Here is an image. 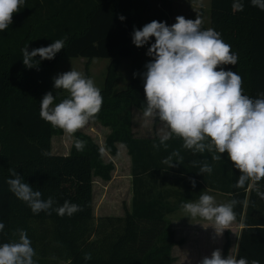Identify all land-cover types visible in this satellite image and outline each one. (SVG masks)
<instances>
[{"label":"trees","instance_id":"trees-1","mask_svg":"<svg viewBox=\"0 0 264 264\" xmlns=\"http://www.w3.org/2000/svg\"><path fill=\"white\" fill-rule=\"evenodd\" d=\"M139 1L25 0L9 28L0 32V222L5 225L0 244L18 241L19 230H24L36 264H173L172 249L184 241L176 240L169 217L184 203L196 202L207 193L236 201L233 222L241 224L242 230L235 257L264 264V198L257 194V189L264 192V179L237 188L240 172L227 153L194 152L174 135L164 147L156 132L158 118L153 137H137L133 131V109L144 112L146 107L143 73L147 69L139 64L142 51L132 40L137 14L139 10L156 13L157 21L164 17L168 25L164 11L171 7L170 0ZM242 2L244 10L233 12V0H211L210 25L238 56L235 66L223 67L239 74L243 93L255 99L264 94V10L252 6L251 0ZM57 39H64V49L52 60L37 56L33 60L37 66H24L22 49L31 52ZM63 58H84L88 63L110 60L101 90L103 105L95 119L110 129L105 150L117 157V145L122 144L131 159L133 197L124 217L95 220L94 179L110 181L115 166L105 161L90 136L77 131L68 155L51 153L52 138L63 131L40 117V103L50 91L54 104L68 97L53 91V70ZM128 59L131 81L116 92L121 62ZM76 139L86 142L83 151L76 150ZM213 155L221 159L213 160ZM169 156L175 167L164 163ZM204 163L212 167L210 174L199 173ZM12 171L40 191L42 199L51 197L53 209L67 200L82 210L63 217L54 210L34 214L9 190L7 180L15 178ZM230 250L226 232L222 255H230ZM86 253L91 259L85 260Z\"/></svg>","mask_w":264,"mask_h":264},{"label":"clouds","instance_id":"clouds-1","mask_svg":"<svg viewBox=\"0 0 264 264\" xmlns=\"http://www.w3.org/2000/svg\"><path fill=\"white\" fill-rule=\"evenodd\" d=\"M25 0H0V32L9 28L13 15L21 10ZM254 7L264 10V0H251ZM233 12L243 11L242 0H233ZM123 21L125 17L119 16ZM171 26L156 20L133 31L132 40L136 47L147 44L154 37L147 55L153 59L146 63L143 73V89L146 107L145 118H158L168 131L160 137V144L173 135L183 140V147L203 153L206 149L219 154L227 153L229 160L239 170L235 187H244L247 181L259 182L264 179V94L251 98L243 93L242 77L223 66H235L238 56L231 51V45L224 42L221 34L212 28L202 30L199 16L186 19L179 15ZM64 49V39H57L48 46L22 49L23 64L26 68L37 66L35 57L52 60ZM135 75V73H134ZM55 89H62L68 97L54 104L53 92H47L40 103V117L53 128L63 131L69 138L86 127L99 114L103 105L101 90L91 78L71 68L53 78ZM207 141V143H206ZM85 141L76 139L75 148L83 151ZM154 148L158 145H153ZM104 149H100L103 153ZM47 155V153H44ZM179 157L178 152L173 153ZM183 158L180 157V160ZM220 160L221 155H213ZM169 156L164 163L176 165ZM195 163V162H194ZM212 167L204 163L199 173H211ZM14 179H8L9 190L21 201L28 204L34 214L50 210L63 217L81 211V207L65 200L63 205L53 209L54 200L41 198V192L33 190L23 178L12 171ZM195 187V181H191ZM264 198V192L257 189ZM236 201L217 205L212 195L203 193L198 201L182 205L188 217L197 216L214 221L215 232L222 234L226 226L235 220L233 211ZM5 225L0 222V231ZM36 255L31 240L24 230H19V240L0 244V264H36ZM91 254H85V260ZM199 264H249L246 258L222 255L221 249L203 257ZM250 264H260L252 260Z\"/></svg>","mask_w":264,"mask_h":264},{"label":"rangeland","instance_id":"rangeland-1","mask_svg":"<svg viewBox=\"0 0 264 264\" xmlns=\"http://www.w3.org/2000/svg\"><path fill=\"white\" fill-rule=\"evenodd\" d=\"M140 1L138 0V3ZM170 10H166L168 25L171 26L176 22L175 18L179 15L184 16L186 19H195L196 16L202 15L203 24L202 30L211 28L210 21V0H170ZM140 5V4H139ZM164 10V9H163ZM156 13H142L141 10L137 14V25H134L135 29H141L145 24L156 20ZM164 15V16H165ZM164 18V17H163ZM161 18L160 22H163ZM155 42V38H150L149 42L140 47L139 51H142L139 64L145 67L146 63L153 58L146 53L152 43ZM110 65L108 59H92L88 63L84 58H63L59 60L57 66L53 70V77L66 71H70L71 68L82 72L86 75L88 70V78H91L95 85L102 90L107 75V70ZM132 78V63L131 60H123L120 65L118 79L116 82L115 91H123ZM55 93L68 95V93L62 89L53 88ZM154 120L151 118H145L143 111L133 109V131L137 137H153L155 134ZM82 133L90 136L100 147L104 149L105 161L112 162L115 169L112 173L110 181L106 182L99 178L94 179L93 185V206L94 217L98 220L102 217H124L125 212L131 209V202L133 197L132 191V177H131V159L127 153L126 148L122 144H118L119 155L112 157L105 150V140L110 133V129L104 127L98 120L93 119L83 129L79 130ZM168 129L159 122L156 127L157 134L161 137ZM73 138H69L66 134L58 135L51 140V153L53 155H68L72 146ZM1 149V145H0ZM215 198L217 205L229 203L227 196L220 194H209ZM182 213L174 218V215L169 217L170 228L174 230L178 221L184 218L185 222L191 217L182 209ZM191 220H194L191 218ZM207 222H212L208 225L209 231L204 230L199 232L197 227L194 226V231H188V228L183 226L177 227L175 231L176 240H183V244L176 245L172 249V257L176 259L173 264H199L200 260L205 256H210L212 251L219 248L223 249L225 243L226 232L230 233L231 250L230 255L235 256L242 225L239 223L231 222L226 226V229L222 234L219 231L215 232L214 221L203 219ZM97 222V221H96ZM201 233V234H200ZM196 236V239H194ZM201 236V237H200ZM192 237V238H191ZM190 239V240H189Z\"/></svg>","mask_w":264,"mask_h":264},{"label":"crops","instance_id":"crops-1","mask_svg":"<svg viewBox=\"0 0 264 264\" xmlns=\"http://www.w3.org/2000/svg\"><path fill=\"white\" fill-rule=\"evenodd\" d=\"M210 3H211V0H210ZM210 21H211V15H210ZM183 211L182 209L179 210L177 213L174 214V218L177 217L179 214H181ZM194 220H191V218L188 220V222H185L183 220H185L184 218H182V220L178 221V223L176 224V227H174V231H177V227H181L183 226V229H185V227L188 228V231H194V226L197 227V229H199L198 231L199 232H203L204 230H208L209 231V228H208V225L209 224H212V222H207V221H204L203 218L197 216L195 218H193ZM207 231V232H208ZM201 234V233H200ZM195 237L194 239H196V236H193ZM201 237V236H200ZM192 238V237H191ZM190 240V239H189ZM237 252V250H236ZM236 255V253H235Z\"/></svg>","mask_w":264,"mask_h":264}]
</instances>
